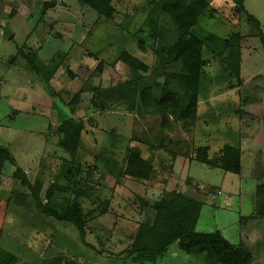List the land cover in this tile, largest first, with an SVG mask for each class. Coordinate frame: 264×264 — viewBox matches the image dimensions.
Wrapping results in <instances>:
<instances>
[{"label": "rangeland", "instance_id": "obj_1", "mask_svg": "<svg viewBox=\"0 0 264 264\" xmlns=\"http://www.w3.org/2000/svg\"><path fill=\"white\" fill-rule=\"evenodd\" d=\"M55 1L0 0V143L11 149L31 181L41 171L47 186L48 179L57 178L64 170L58 183L70 189L55 190L51 203L60 211L65 209L66 217L60 220L45 215L30 193L29 198H19L30 189L12 175L15 165L7 162L0 172L1 253L15 255L11 264H42L55 257L71 264H206L205 252L188 253L177 243H172L155 262L132 261L120 254L132 242L146 211L136 195L140 185L131 177H126L127 181L118 178L109 162L124 163L126 148L138 146L156 171L162 170L166 187L184 190L205 201L197 230L220 231L251 250L253 264H264V217L255 216L257 188L264 182L257 176L264 167V79H259L264 76V38L248 34L262 30L264 36V0H245L246 10L255 16L253 21L245 14L238 15L233 0H208L209 8L197 24L202 32L220 38L238 31L245 35L241 40V77L228 70L225 57L230 58V51L205 53L197 122L190 129L178 123L172 134L181 142L173 147L162 141L169 134V126L140 98L136 104L143 111L130 115L125 114L131 112L125 100L108 103L103 110L93 109L89 106V90L75 113L71 100L88 82L104 86L132 74L134 80L124 82L122 88L140 86L135 79L144 74L142 70L130 72L127 62L119 60L118 55L128 49L155 65L159 55L152 44L155 47L154 42L159 46L176 39L179 28L174 20L168 14L158 16L156 0L154 6L151 0H113L116 11L110 19L80 0H58V8L53 7ZM67 28L71 31L63 33ZM156 29L159 38L149 32ZM140 48H148L144 57ZM100 60H105L104 75L96 68ZM254 84L261 93L257 102L248 104L242 91ZM75 114L84 118L87 126L82 145L67 170L63 160L68 154L58 144V129L63 117ZM227 144L242 151L241 173L210 167L188 156L190 161L186 158L179 163L182 150L207 145L212 156ZM176 150V174L171 170L165 173V165L174 159ZM120 180L124 187L115 190L114 184ZM105 183L109 188H103ZM94 185L101 188L95 198L90 193ZM145 194L151 201L163 191ZM104 197L110 198L112 210L97 213L86 225L87 239L96 246L92 247L81 238L71 203L88 210Z\"/></svg>", "mask_w": 264, "mask_h": 264}, {"label": "trees", "instance_id": "obj_2", "mask_svg": "<svg viewBox=\"0 0 264 264\" xmlns=\"http://www.w3.org/2000/svg\"><path fill=\"white\" fill-rule=\"evenodd\" d=\"M80 1L106 18H112L116 11L113 0ZM151 1H153L154 6L155 0ZM233 1L234 9L238 15L245 14L252 21L255 19V16L246 10L245 0ZM156 2L157 7H154V9L160 14L158 16L168 14L177 24L179 30L176 33V39L162 43L159 46L154 42L155 47L152 44L153 51L159 55L155 65L148 64L128 49H123L118 55L119 60L124 59L127 62L130 72L133 69L138 72L140 69L142 70L144 74L140 73L142 75H140L139 80L135 79L141 85L131 86L130 89L122 88L124 84L134 80L132 74L126 76L124 81L120 78L119 82L104 86L91 85L88 82L73 96L71 100L73 103L72 111L75 113L87 90L90 92L89 106L95 108V110H103L108 103L120 100L124 102L125 100L124 103L128 104L126 105L127 108L133 113L135 110L143 111L142 107H137L136 104V99L140 98L138 100L142 101L144 105H150L153 111L159 112L161 115L160 120L169 126V134L164 135L162 141H168L173 147L175 142L177 144L181 142L179 136L172 134L177 130L178 123L180 126H186L190 129L197 122L200 83L205 73L203 69L206 64L205 53L211 51L213 54L219 55L222 51H230V54H232L230 58L225 57L228 70L236 77H241V40L245 35L238 31L233 32L226 38H220L216 34L202 32L197 24L209 8L208 0H156ZM157 18L155 21H157ZM158 31V29L149 30L154 38L157 37ZM252 33L264 38L262 30L258 33L251 32L248 34L253 35ZM235 58L238 63L237 66H234ZM104 61L100 60L96 67L100 74H103ZM259 79L263 80L264 76L260 75ZM138 87L141 89L139 90ZM260 93L261 88L254 84L243 89L242 97L246 103L252 104L258 101L257 98ZM86 126L84 118L77 117V114H75V117H63L59 123L60 140H58V144L62 145L68 154L63 160L67 170L71 169L72 161L75 160L77 151L82 145ZM209 149L210 146L198 145L187 149V152L182 150L179 153L183 157L188 156L189 159L195 158L210 167H219L225 171L235 173L242 172V151L239 147L227 144L212 156ZM177 156L178 152L176 150L171 163L169 165L163 164L168 167L165 173L170 170V172L173 171L174 160ZM7 162L15 165L12 175L30 189V192L23 191L22 196L20 195L19 198H29L28 194L30 193L35 206L44 211L45 215H53L60 220L66 217L65 209L60 211L51 203L55 190L67 191L70 189L69 186L58 183V179L63 175L64 170L57 178L51 177V179H48L49 184L47 186H45V180L40 175L41 171L37 173L35 180L31 181L23 167L17 163L11 149L0 143V172ZM109 164L112 172L121 179L122 177H131L135 179L136 183L144 185L155 184L156 178L162 183L166 181V177H161L164 175L161 174L162 170L156 171L154 163H151L143 155L138 146H128L126 148L124 163L120 164L116 160L109 162ZM257 176L264 178V167L260 168ZM87 179L89 180V178ZM164 183L159 184L163 194L154 200L150 201L143 191L136 193L138 200L141 202L140 206L144 208L146 214L132 242L120 251V254H126L124 259L130 258L132 261L137 262H155L159 256H164L167 253L172 243H177L181 250L188 253L205 252L206 264H253V252L243 248L240 244L232 242L220 231L197 230L196 225L205 203L202 198L178 188L169 189ZM102 186L103 188H109L107 184H102ZM90 189L93 198L98 197L97 194L101 191V188L94 185ZM83 193H85V190L79 192L78 195ZM71 204L75 206L76 226L80 231L82 240L86 244L96 247L87 239L86 225L90 218L96 217L97 213L103 214L112 210L110 208V198H99L93 207L88 210L84 209L79 203L72 202ZM255 207V216L264 217V182L258 185ZM1 251L0 247V264H11L15 255L13 253L9 255L8 251L4 255ZM42 264L71 263L68 261L63 262L59 257H55Z\"/></svg>", "mask_w": 264, "mask_h": 264}, {"label": "crops", "instance_id": "obj_3", "mask_svg": "<svg viewBox=\"0 0 264 264\" xmlns=\"http://www.w3.org/2000/svg\"><path fill=\"white\" fill-rule=\"evenodd\" d=\"M53 7H57L58 8V6H59V2H58V0L57 1H55L54 3H53ZM63 11V10H62ZM110 19V18H109ZM66 31H71V29H64V31H63V33L64 32H66ZM58 36H60L61 38H65V34H62V32H57L56 33ZM141 50H142V53L141 54H143V52H144V55H142L143 57L145 56V54H146V52H147V49H143V48H140ZM142 59V58H141ZM87 60V59H86ZM145 61H147V59H144ZM153 61V60H152ZM121 69H123V67L121 66ZM72 71H75V70H73L72 69ZM75 72H77V71H75ZM105 72L106 71H104V73H103V75L105 74ZM73 76H75L74 75V72H73ZM111 77H113V76H111ZM120 77V76H119ZM121 78H123V79H125L126 78V75L125 76H123V77H121ZM199 104H200V98H199ZM138 107V106H137ZM199 109V108H198ZM135 111H137V110H135ZM125 114H133V112L131 111V112H125ZM134 114H136L135 112H134ZM135 117H137V116H135ZM148 120H145L144 122H147ZM135 123H137L138 125H139V122L138 121H135ZM221 148V147H220ZM219 148V149H220ZM218 149V150H219ZM186 158L187 157H183V156H181V158H180V160H179V163L182 161V163L184 162V160H186ZM188 159V158H187ZM188 161H190L189 159H188ZM177 161H175V163H174V165H173V172H171L172 174H176L175 173V167H176V165H177ZM122 180H123V177H122ZM122 180H120L119 181V184L118 183H116V184H114V186H116L114 189L116 190V189H122V187H124V185H123V181ZM124 180L125 181H127L126 180V178H124ZM164 183V182H163ZM162 182H160V180L158 179V178H156V182H155V184H149V185H144V184H141V183H138L140 186V188H141V191H143L144 192V194L147 192L148 193V191H155V190H160L161 189V187H160V185L159 184H163ZM106 184V183H105ZM125 184H127V182L125 183ZM165 184V183H164ZM108 186V185H107ZM113 187V186H112ZM24 190V189H23ZM198 197V196H197ZM201 198V197H200ZM107 213H109V212H107Z\"/></svg>", "mask_w": 264, "mask_h": 264}]
</instances>
